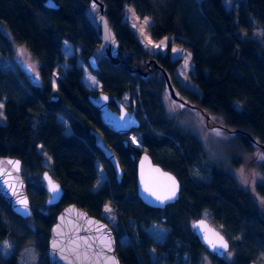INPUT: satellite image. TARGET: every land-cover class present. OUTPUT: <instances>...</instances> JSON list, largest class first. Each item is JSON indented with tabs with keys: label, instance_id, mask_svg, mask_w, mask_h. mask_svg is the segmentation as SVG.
Returning <instances> with one entry per match:
<instances>
[{
	"label": "trees",
	"instance_id": "trees-1",
	"mask_svg": "<svg viewBox=\"0 0 264 264\" xmlns=\"http://www.w3.org/2000/svg\"><path fill=\"white\" fill-rule=\"evenodd\" d=\"M57 9L45 7L46 0H0V25L10 39L0 36V57L11 54V45L24 46L39 62L36 68L41 87L28 82L20 70L0 68V102L5 124L0 125V156L21 162V174L29 199L31 216H16L0 199V243L8 240L12 251L0 264H19L22 251L31 248L34 264H48L47 243L58 212L74 204L108 224L106 206L118 214L113 231L120 264H203L206 249L194 234L192 223L206 212L219 225L233 249L230 260L211 258L212 264H254L264 257V205L252 199L220 166L205 170L204 182L195 181L190 170L205 155L200 142L166 114V92L154 62L171 77L179 97L232 133L241 151L253 155L264 146V0H234L226 9L223 0H100L104 15L118 42L119 63L106 58L93 73L116 110L113 99L128 94L130 110L140 124L135 130L152 162L172 173L180 183L178 200L164 209L143 205L135 195L138 149L123 145L124 136L109 131L87 100L81 82L78 57L87 64L99 52V31L86 14L89 0H53ZM139 18L151 20L147 33L152 41L168 40L164 55L149 54L123 21L124 7ZM79 52L66 57L62 41ZM171 47L190 53V81L199 94L178 84L174 72L181 59H170ZM124 60V63L121 62ZM68 68L58 80L55 96L45 81ZM150 63V66H148ZM138 70L148 72L139 75ZM52 97L56 99H52ZM239 105V108L236 106ZM57 115L67 120L61 124ZM99 133L115 154L123 178L116 181L111 165L94 145ZM45 153L51 161L48 171L61 186L58 205L48 206L40 174ZM143 152V151H142ZM235 165L238 166V163ZM99 167L105 180L99 184ZM264 177V162L259 166ZM205 173V174H204ZM264 200V183L256 185ZM9 217L14 219V224ZM151 223L167 229L165 239L155 242L145 231ZM144 228V229H143ZM126 238L125 242H122ZM150 251L155 253L152 260Z\"/></svg>",
	"mask_w": 264,
	"mask_h": 264
},
{
	"label": "water",
	"instance_id": "water-1",
	"mask_svg": "<svg viewBox=\"0 0 264 264\" xmlns=\"http://www.w3.org/2000/svg\"><path fill=\"white\" fill-rule=\"evenodd\" d=\"M44 5L48 9L58 8L53 0H46ZM89 5L91 8H97L95 23L99 31V52L110 63L117 65L120 62L117 58L118 42L105 18L104 4L100 0H89ZM121 62L124 63V60ZM153 64L163 79L164 88L169 93L170 99L188 105L179 97L168 72L155 62ZM87 65L91 71L97 70L95 56L88 58ZM20 68L33 84L40 82L39 75L33 76L29 66L21 64ZM138 73L147 76L148 72L138 70ZM87 100L98 112L101 123L112 133L125 136L138 129L140 122L135 116L134 109L129 111L116 98L114 102L117 111L111 109L109 106L110 97L102 91L89 94ZM208 119L209 117L206 115V122ZM93 138L96 149L111 165L116 181L120 183L123 172L115 154L105 146L99 133H95ZM127 144L128 141L124 140L123 145ZM262 147L264 150V146ZM136 161L135 194L137 199L152 209L162 210L166 206L174 204L179 198L181 188L177 178L154 164L145 151L139 154ZM40 180L48 195L46 205L60 204L63 190L51 174L48 171L42 172ZM0 199L16 216L22 219L31 216L29 199L21 174V162L16 158L0 156ZM192 228L199 243L208 252L222 259L224 253L229 250V242L225 236L203 218L195 220L192 223ZM46 258L48 264H120L116 254L114 234L110 226L102 220L90 216L74 204H68L58 212L55 222L51 226Z\"/></svg>",
	"mask_w": 264,
	"mask_h": 264
},
{
	"label": "rangeland",
	"instance_id": "rangeland-1",
	"mask_svg": "<svg viewBox=\"0 0 264 264\" xmlns=\"http://www.w3.org/2000/svg\"><path fill=\"white\" fill-rule=\"evenodd\" d=\"M233 2L234 0H223V4L226 9H231L233 7ZM96 10L97 9L88 7L86 11L87 16L94 24H96ZM123 21L127 23L145 51H147L149 54L160 53L164 55L168 40L165 38L158 42H154L150 39L149 34L147 33V28L151 25V20L137 17L131 7L125 6ZM0 36H5L7 39H10L9 31L2 25H0ZM10 45L11 54L9 57H5V59L0 57V68L8 71L12 70V68L13 70H16V66H18L16 64V59H20L23 61V63L29 64L31 67H33L36 71V68L39 66V62L31 56L28 50L24 46H19L13 44L12 42H10ZM61 50L66 57L73 56L79 52L78 47L74 48L65 40L62 41ZM170 51H172L170 52L171 60L181 59V65L174 72V78L178 84L199 94L198 88L189 79V73L192 70L190 53L179 48L174 49V47H171ZM95 57L99 58L101 57V54L98 52ZM76 65L82 69L81 82L84 87L92 93L102 91L101 83L93 71H91L87 66V64L77 57ZM67 68L68 65L63 63L61 65V72L53 73L45 80L49 85L52 96H55L58 80L62 77V73L65 72ZM121 99L125 106H130L128 94H124ZM163 106L168 117H174L179 127L185 129L189 134H192L200 142L203 148L205 159L202 160V158L201 160L199 159L197 161V167L190 170V176L195 181L204 182L206 178L203 175V172L208 169L205 168L203 164L206 163L208 168L212 167V165L220 166L226 174L232 177V179L240 188L251 194L252 199L258 204V206L262 207L264 205V200L258 195L256 185L264 183L263 174L259 170V166L264 162V150L261 148L258 151V148L255 147V153L253 155L244 153L241 151L234 135L219 125L222 123L220 118L213 117L214 120L211 119V121L209 118L208 122H206V115H204L203 112L190 107L189 105H183L181 102H175L171 100L168 92H164L163 94ZM2 107L3 102H0V125L5 124ZM236 107L239 108V105ZM57 119L61 124L68 127L67 120L63 118V116L57 115ZM125 139L128 140L132 148L138 149L140 152L145 150V147L141 143L140 136L137 132H135V130H133L128 136H125ZM37 149L42 156L41 164L45 169L43 172L50 171V158L45 153L40 151V145H38ZM236 163H238V166L235 165ZM104 180L105 175L99 167V184H101ZM39 181L41 180L39 179ZM103 216L106 218L110 226L116 229L118 214L112 206H106L104 208ZM200 218L206 219L224 234L222 228L212 221L209 214L203 212ZM9 219L14 224H16L12 217H9ZM145 231L153 238L155 242H162L165 239L167 233L166 228L156 223H151L149 227L145 229ZM125 241L126 238L122 240V242ZM12 247V244L8 240L0 243V258L6 259L12 251ZM233 252V249L229 245V250L224 253L222 260L229 261ZM150 256L152 260L155 259V253L153 251H150ZM212 257L217 258L214 254L208 252L204 257L203 264H212ZM35 259L36 257L34 251L31 248H26L22 251L19 264H34ZM254 264H264V257L260 256L259 262H254Z\"/></svg>",
	"mask_w": 264,
	"mask_h": 264
},
{
	"label": "flooded vegetation",
	"instance_id": "flooded-vegetation-1",
	"mask_svg": "<svg viewBox=\"0 0 264 264\" xmlns=\"http://www.w3.org/2000/svg\"><path fill=\"white\" fill-rule=\"evenodd\" d=\"M94 9H97V8H94ZM100 53V52H99ZM101 54V53H100ZM96 58V57H95ZM101 58H104V57H102V55H101V57H97L96 58V61H97V65H98V62H99V60L101 59ZM16 64L18 65V66H16L19 70H20V72L23 74V76L25 77V79L28 81V82H30V84L31 85H33V86H38V87H41L42 85H43V81L41 80V77H40V75H39V73L37 72V70L35 71V69L33 68V67H31L29 64H26V63H23V61L22 60H20V59H16ZM21 64H24V65H28L30 68H31V73H32V75L34 76V75H36V74H38L39 75V77H40V82L38 83V84H33L31 81H30V79L28 78V76H26L25 75V73H24V71L20 68V65ZM153 66H154V68H155V70H157V68H156V66L154 65V64H152ZM148 66H150V65H148ZM99 69V67L97 68V70ZM158 71V70H157ZM159 72V71H158ZM167 92V91H166ZM52 99H56V98H54V97H52ZM115 99V98H114ZM114 99H113V101H114ZM111 102V99H110V101H109V103ZM114 104H115V102H114ZM110 106V105H109ZM115 107H116V104H115ZM126 108H129L128 110L129 111H131V110H133L134 109V111H135V106L133 105V108L130 110V106L129 107H127L126 106ZM112 109V108H111ZM113 110V109H112ZM113 111H117V108H116V110H113ZM125 136H128V135H125ZM124 136V137H125ZM128 141V140H127ZM128 145V144H127ZM126 145V146H127ZM261 149V148H260ZM263 151V150H262ZM131 159L136 163L137 161H135V158L133 157V156H131ZM136 160H137V158H136ZM43 184V183H42ZM136 195V194H135Z\"/></svg>",
	"mask_w": 264,
	"mask_h": 264
},
{
	"label": "crops",
	"instance_id": "crops-1",
	"mask_svg": "<svg viewBox=\"0 0 264 264\" xmlns=\"http://www.w3.org/2000/svg\"><path fill=\"white\" fill-rule=\"evenodd\" d=\"M174 49H178V47H174ZM180 49V48H179ZM183 50V49H182ZM185 51V50H184ZM172 52V51H171ZM186 52V51H185Z\"/></svg>",
	"mask_w": 264,
	"mask_h": 264
},
{
	"label": "built area",
	"instance_id": "built-area-1",
	"mask_svg": "<svg viewBox=\"0 0 264 264\" xmlns=\"http://www.w3.org/2000/svg\"><path fill=\"white\" fill-rule=\"evenodd\" d=\"M8 66H9V63H8Z\"/></svg>",
	"mask_w": 264,
	"mask_h": 264
}]
</instances>
